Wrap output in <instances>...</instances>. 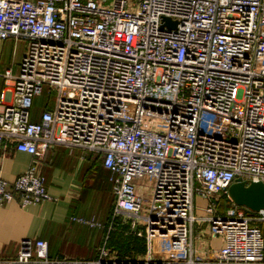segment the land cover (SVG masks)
<instances>
[{
    "label": "built area",
    "instance_id": "obj_1",
    "mask_svg": "<svg viewBox=\"0 0 264 264\" xmlns=\"http://www.w3.org/2000/svg\"><path fill=\"white\" fill-rule=\"evenodd\" d=\"M8 40L26 49L16 76L13 65L0 74L13 83L0 94V151L8 140L33 160L12 183L0 172V206L48 200L42 152L80 148L103 158L112 220L130 216L140 238L144 226L150 252L164 244L155 257L121 260L104 242L81 264L261 263L264 212L220 214L218 205L236 179L264 183V0H0V43ZM43 86L57 98L33 121ZM143 179L146 194L135 185ZM195 198L206 202L203 217ZM198 224L222 239L208 256L191 245ZM30 263L69 264L32 239L0 259Z\"/></svg>",
    "mask_w": 264,
    "mask_h": 264
},
{
    "label": "crops",
    "instance_id": "obj_2",
    "mask_svg": "<svg viewBox=\"0 0 264 264\" xmlns=\"http://www.w3.org/2000/svg\"><path fill=\"white\" fill-rule=\"evenodd\" d=\"M6 46V42L0 43V74L8 66L4 55ZM18 71L13 70V75L16 76ZM12 84V81L0 77V94L11 90ZM11 100L12 95L7 94L6 101ZM52 108L37 97L31 119L38 121L44 110ZM32 160L30 155L15 151L13 142L4 140L0 151L2 178L12 183L28 169ZM38 160L49 199L26 207H20L15 201L0 206V259H13L18 244L24 239L44 241L49 259L69 264L95 260L104 242L111 254L121 260H141L162 254L163 241L151 243L150 252L145 227H139L143 237H137L130 227V216L120 215L112 220V184L101 155L55 145L43 151ZM137 191L146 194L141 188ZM205 206V201L201 207L195 206L194 216H205ZM72 218L94 219L101 226L91 228L72 221ZM259 227L264 237V224ZM191 245L198 254L208 256L210 253L203 252L220 249L223 243L220 237L207 235L205 224H198L193 227ZM259 264H264V257Z\"/></svg>",
    "mask_w": 264,
    "mask_h": 264
},
{
    "label": "water",
    "instance_id": "obj_3",
    "mask_svg": "<svg viewBox=\"0 0 264 264\" xmlns=\"http://www.w3.org/2000/svg\"><path fill=\"white\" fill-rule=\"evenodd\" d=\"M162 26L174 29L175 22L167 18L162 19ZM227 196L234 206L244 208L250 212H264V183L261 181H250L246 183L236 179L227 190Z\"/></svg>",
    "mask_w": 264,
    "mask_h": 264
},
{
    "label": "rangeland",
    "instance_id": "obj_4",
    "mask_svg": "<svg viewBox=\"0 0 264 264\" xmlns=\"http://www.w3.org/2000/svg\"><path fill=\"white\" fill-rule=\"evenodd\" d=\"M6 44H7V46H6V49L4 50V55L6 56V60L8 61V66L13 65V70L16 72L19 69V64H20L21 59L25 53L26 44L23 41H20V42L14 44L10 40L6 41ZM37 97L43 104L47 103L49 106L53 107L55 105V101L57 98V91L55 89L50 88L49 86H43L41 89L40 95ZM135 185L138 189H140V188L143 189L144 187L146 188L147 186H149V180L143 179V180L135 181ZM145 192H146V190H145ZM222 199H223V197L220 198V203L218 205V211L220 212V214L225 213V210H224L225 207L221 205ZM203 202H204L203 200L197 198V200L195 202V204H196L195 206L201 207L203 205ZM197 209L198 208H196V210Z\"/></svg>",
    "mask_w": 264,
    "mask_h": 264
},
{
    "label": "trees",
    "instance_id": "obj_5",
    "mask_svg": "<svg viewBox=\"0 0 264 264\" xmlns=\"http://www.w3.org/2000/svg\"><path fill=\"white\" fill-rule=\"evenodd\" d=\"M221 205L222 206H224L225 207V211L229 208V207H231L233 204L229 201V199L226 197V196H223V199L221 200ZM220 205V206H221ZM219 206V207H220ZM247 213H249V211L248 210H245ZM218 213H220L219 211H218Z\"/></svg>",
    "mask_w": 264,
    "mask_h": 264
}]
</instances>
